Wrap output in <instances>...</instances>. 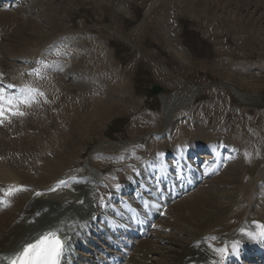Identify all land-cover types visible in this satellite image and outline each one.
I'll list each match as a JSON object with an SVG mask.
<instances>
[{"label": "rangeland", "instance_id": "374dc122", "mask_svg": "<svg viewBox=\"0 0 264 264\" xmlns=\"http://www.w3.org/2000/svg\"><path fill=\"white\" fill-rule=\"evenodd\" d=\"M199 1L201 2V0H13L10 6H0V12L6 14L3 17H11L10 14L21 10L23 15L30 20L35 19L37 23V30L34 27L35 31L33 29L30 31L32 34L35 32L37 36L32 45L28 46L31 52L15 54L16 57L9 56L11 62L18 63L21 69L26 66V71H29L27 68H31L32 58L50 54L53 56L48 50L49 46L76 39L79 45L83 43L81 45L85 46L87 52L83 58L88 59L87 61L83 59L82 65L83 70L87 66L84 70H87L86 75L90 77L93 73L92 76L95 78H100L101 75L111 77L115 75L117 79L112 81L111 88L114 87L115 91L120 90L114 92L116 98L119 97L118 93L127 96L128 100L124 99L122 102L123 99H119L121 102L115 103L117 107L106 117L108 119L102 122L103 124L86 134L84 144L77 143V149L80 150L78 152L81 154L70 153L67 159L70 174L66 177L81 175L101 178L99 170L104 174L102 178L118 175L132 168V165L139 163L141 159L143 162L148 158L144 156H151L156 149L170 150L177 142L183 145L187 142L207 145L208 141L222 139L242 156L243 170H246V178H240L238 188L234 189L233 184L226 186L231 189L233 200L237 198V191L244 197L243 193L251 184L256 188L253 198L258 200L260 195H264V21L258 28H252V31L249 28L252 33L247 34L240 23L239 25L235 22L230 23L229 15L231 11L236 12L235 8L231 11L226 10L225 13L217 12L218 16L220 14L223 16L220 20H214L215 17L211 18L207 11L209 8L207 6L210 5L200 3L199 6ZM255 11L256 9L250 11L255 18L264 16V8ZM243 13L246 15L247 11ZM2 19L1 17V21ZM6 24L8 22L3 23L7 26ZM9 25L11 26L10 23ZM40 34L43 36L45 34L46 38L45 36L39 38ZM51 43L53 44L50 45ZM3 51L5 53V50ZM88 62L89 64H85ZM233 67H243L244 70L239 73L240 75L236 74L238 83L230 82L227 78ZM63 71L62 74L65 75L63 83L72 87L80 75L73 74L72 71L69 73L70 71L66 69ZM26 79L28 74L23 73L21 81L24 82ZM244 79L247 81L245 86L239 84L242 80L245 81ZM120 85L124 86L120 88ZM156 86L163 90L158 97L152 96L153 88ZM97 88L94 85L87 88L85 93L90 95L85 97L87 101L84 105L82 101L79 103L77 95L74 97L76 103L78 102L75 117L76 113L78 116L80 113L83 114L84 109L90 106V101L96 94H100ZM192 92L197 94L187 103L186 97L176 98ZM238 92L254 95L256 99L243 100L242 93ZM161 96L167 98L170 103L165 105ZM44 102L43 109L37 107L44 111L38 110L40 115L43 113L44 116L41 115L43 118H66L61 110L62 97L60 100L48 97ZM165 108L171 111L168 119ZM84 115L81 118H88L90 114ZM165 131L170 133V138L164 136L154 138L156 133L161 134ZM193 136H197V139ZM99 152H101L99 159L105 163L97 168L92 165L91 158ZM73 155L75 160L72 161ZM171 156L173 160V154ZM212 179L214 178L209 180ZM208 185L209 183L202 187L207 188ZM242 197L238 200H243ZM221 201L227 205L230 199ZM255 209V206H252L250 210L254 212ZM158 220L156 229L151 231L150 237L136 243L127 264H134L132 259L138 256L140 249L148 247L146 245H151L155 254L146 261L141 260V264L143 262L165 264L167 260L162 258L161 253L166 251L164 245L169 242L183 243L185 246L194 244L195 241L190 243L192 236L189 233L177 231L174 229L175 224L167 226L165 222L168 218ZM261 221L263 223L264 218ZM224 228L217 226L213 233L223 238L222 233L226 235L228 233L223 231ZM158 238H161V241ZM91 239L96 238L91 235ZM207 245L211 246L210 241ZM79 252L81 255H87L81 248ZM81 258L87 259V256ZM231 261V264H237L236 259ZM247 262L252 264L254 261Z\"/></svg>", "mask_w": 264, "mask_h": 264}, {"label": "bare ground", "instance_id": "6f19581e", "mask_svg": "<svg viewBox=\"0 0 264 264\" xmlns=\"http://www.w3.org/2000/svg\"><path fill=\"white\" fill-rule=\"evenodd\" d=\"M12 1L1 0L0 4L7 7V4L9 2L11 4ZM200 3L202 5L205 3L210 5L207 6L209 7L207 11L211 18L215 17L214 20H220V17L223 16V14L218 16L217 12L222 11V13H225L226 10L231 11L235 8L236 12H230V23L235 22L238 25L240 23L245 28L247 34L250 32L249 28L252 31V28H258L259 24L264 21V16L262 18H255L253 13L250 12L251 9H256V11L263 9L264 0H205L204 2L201 0V2L199 1V6L201 5ZM19 11L10 14L11 17H3L6 14L0 12V41L2 39L0 50H5V53L4 51H0V77L8 84L16 83L11 82V79H20L19 71L21 69L18 63L9 60V56L15 54L23 55L24 53L31 52L29 45L33 40L37 39L35 32L34 34L30 33L32 29L33 31L37 30L35 19L30 20L21 13L23 11ZM243 11H247V14L245 15ZM1 17L3 18L2 21ZM5 22L10 23L11 26H8V24H6L7 26L3 25ZM34 27H36L35 30ZM45 34L47 35V33ZM40 35H38L39 38L44 37ZM246 37L248 36L246 35ZM81 44L79 45L78 40L76 41L75 39L74 41L68 40L57 44L58 46L54 45L57 47L49 46L51 48L48 50H51L53 56L46 54V58H50L49 60H53L51 62L54 63L49 67H45V64L41 69V75L38 77L41 80L39 85L48 91V97L55 100H60L62 97L61 110L66 118H43V113L41 114L42 116L40 115V112L43 110L41 111V109L35 106V108L27 109L26 114L28 117H14L11 119L17 121V126L13 131H9L10 123L5 127L4 125H0V188L8 191V193H5L0 190L8 197L7 204H4L0 208V255H12L14 252L20 250L24 244L33 242L44 231L62 228L61 234L66 239L67 249L69 250L65 264H86L88 261L85 260L83 262L81 257L87 256V258L93 259V254H90V256L81 255L79 249L82 245H88V242L92 244V241L95 243H98L99 240L103 241V237L87 230L90 228L92 220L99 215L101 203L105 202L109 196L115 195L117 191L116 185L128 186L136 174L137 167H141V170H143V166H145V169L149 170L148 172L165 167L169 172H173L172 168L175 163L185 164L186 168L189 165L195 168L196 161L200 160L198 171L201 173L203 180L197 188L201 187L198 191L195 192L196 188L184 197L181 196L174 201L169 200V207L167 206L164 217L168 218L165 222L167 226L175 224L174 229L181 233H189L192 236L190 243L195 242L190 246L177 242H169V244L164 245L166 251L161 253V256L167 260L165 264H231V260L235 258L227 259V256L233 254L232 245L234 242H238L236 252H239L242 248L241 254L243 256L247 252L254 256L251 259L254 261L252 264H262L259 262L261 258L259 254L252 250L259 242L249 239L245 233L259 231L258 225H264V222L261 223V219L264 218V195H260L261 197L258 200L253 198L256 188L254 184H251L249 188H246L245 193H243L244 197H242L240 191H237V198L233 200L234 196H231V189L226 186L233 184L236 186H234V189L238 188L240 178H246V170H243L244 162L242 156L238 155L235 149L227 146L229 143L225 140L227 144L222 139L215 142L206 141L207 145L205 142V144L187 142L185 145L177 142L175 145H172L170 151L156 149L157 151L155 150L156 152L152 153L148 162H143L141 166L133 167L129 176L130 178L122 173L118 176L121 178L119 181L114 177L109 179L107 183V180L102 178L103 173L100 170L101 178L83 179L81 175L66 177L70 174L68 173L69 166L67 165L70 153H80L78 152L80 150L77 149V143L82 144L86 141V134L88 132L91 133L93 128L98 127L108 119L106 117L110 116L111 111L117 107L115 103L119 102V99H123L122 102L124 99H127V96H123L121 93H118L119 97L116 98L114 92L120 90L117 89L115 91L114 87L111 88L112 81L115 78L117 79L115 75V77H111L100 74V78L93 77V73L91 75V72L90 75L92 77L86 75L87 70H84L87 66L83 70L82 65L84 64V60L87 61L88 57L87 59L83 58L86 57L87 52L84 48L85 46L83 47ZM89 56L92 62V55L90 54ZM85 64H89V62ZM60 67L61 69L63 67V69H59L57 72L56 69ZM242 68L233 67V71L230 70L227 77L230 82L236 83V80H239L237 75L244 71ZM64 69L70 71L69 73L72 71L73 74L80 75L74 81L75 83H73L72 87L63 83L65 75L62 74V71ZM96 69L98 70V68ZM246 72L244 73L246 74ZM86 77L87 79H85ZM105 79H107V82H105ZM246 83V80H242L239 84H244L245 86ZM93 85L98 87L97 90L100 94H96V97L90 101V106L84 109L83 114L80 113L81 115L78 116L76 113L75 117L74 114L78 102L76 103L74 97L77 95L79 103L82 101L84 105L85 101H87L85 97L90 95L85 92L87 88L89 89ZM122 86L124 85H120V88ZM71 91L75 93H71ZM192 93L182 94L176 98L186 97L185 102L187 103L191 99L193 100L197 94L196 92ZM241 98L251 101L256 99L254 95L251 96L247 93H242ZM162 101L165 105L170 103L165 97H162ZM77 107L80 106L77 105ZM30 110L33 111L32 115H29ZM47 111H51V109H47ZM165 111L168 119V116H170L169 112L171 111L167 108H165ZM85 113L90 114L89 117L81 118V116H85ZM183 128L185 130V127ZM166 129H169V127H166ZM180 131L179 133H185ZM166 135L169 136V134ZM193 137L197 139V136ZM199 148H206V151L201 154L202 157L200 156L196 159ZM187 151H190L189 155H187ZM167 153L173 154L174 161L172 162H174V165H165L166 160H164V156ZM95 154L97 155L92 156L91 163L94 167L98 168L105 162L100 160V157H97L98 153ZM75 155H73L72 161L75 160ZM211 178L214 179L209 180ZM60 181H65L66 183L61 184ZM208 183L207 188L202 187ZM10 189L14 190V194L9 195ZM241 197L243 200H238ZM221 199H225L226 201L230 199V201L225 205L226 203L221 201ZM157 206L162 207L159 203H157ZM229 206L230 209H228ZM252 206L256 208L254 212L250 210ZM161 211L159 210L158 214ZM159 219L163 218L159 217ZM158 221L156 220L155 222L158 224ZM159 225L161 227V222ZM217 226L225 227L223 231H228L227 235L222 233V238L220 235L213 233V230ZM217 229L221 230V228ZM90 235H94L96 239L92 240L88 238ZM209 241L211 246L207 245ZM146 246L148 247L140 249L138 256L132 259L134 264H141V260L146 261L155 254L151 245ZM219 248L228 249L223 262H221L219 253L215 251ZM242 260L245 264L248 263L246 256ZM2 262L0 261V263Z\"/></svg>", "mask_w": 264, "mask_h": 264}, {"label": "snow or ice", "instance_id": "6c2138e0", "mask_svg": "<svg viewBox=\"0 0 264 264\" xmlns=\"http://www.w3.org/2000/svg\"><path fill=\"white\" fill-rule=\"evenodd\" d=\"M43 64V62H41ZM47 67V66H45ZM30 74L40 76L41 70L35 68ZM8 89L14 88V85H7ZM37 95H43L38 89L30 86H25L21 89V95L16 96L6 93L5 87L0 86V125L5 123L13 116L22 117L25 112L20 109V105H30ZM163 155V154H161ZM61 184L66 183L60 181ZM119 188V185H116ZM14 194V190H9V195ZM259 231L245 233L249 239L257 242H264V225H258ZM243 231V230H242ZM60 228L50 229L40 234L33 242L24 244L20 250L14 252L12 255H0V261L6 264H63V259L67 252L66 239L61 235ZM238 242L232 245V252L237 251ZM220 255L221 262L224 261L227 248L216 249Z\"/></svg>", "mask_w": 264, "mask_h": 264}]
</instances>
